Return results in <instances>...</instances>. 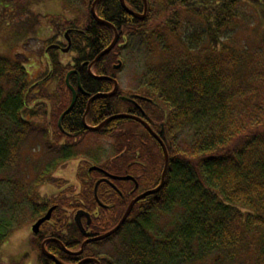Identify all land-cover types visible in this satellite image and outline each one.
Wrapping results in <instances>:
<instances>
[{
  "label": "trees",
  "instance_id": "trees-1",
  "mask_svg": "<svg viewBox=\"0 0 264 264\" xmlns=\"http://www.w3.org/2000/svg\"><path fill=\"white\" fill-rule=\"evenodd\" d=\"M142 1L136 0L138 10ZM174 1L178 8L173 7L164 19L168 50L160 55L155 74L149 73L137 89L143 95L137 100L144 117L168 152L164 183L138 200L118 230L95 242L96 247L123 231L128 240H122L119 264H264V0L169 2ZM247 4L262 7L257 11L263 16L258 23L262 31L256 39H245L238 32L253 23L254 13L247 15L243 9ZM95 8L117 30L123 16L132 33L152 36L154 32L144 25L148 16L138 20L123 14L119 0H98ZM86 19L89 33L80 37L89 40V49L73 44L75 67L93 60L113 37L112 28L95 20L90 9ZM76 20L71 27H76ZM111 50L95 63L97 74L106 73L99 62ZM50 66L53 77L65 75L66 67L55 56ZM79 71L90 81H83L87 92L103 90L102 79L95 80L83 68ZM65 84V93L52 107L56 96L50 90H57V84L53 89L36 85L32 90L24 62L0 55V244L26 219L36 220L51 206V222L57 228L71 230V213L83 207L92 216L91 232H96L91 235L104 233L118 223L132 198L160 182L163 151L146 129L131 118L86 129L80 122L86 100L77 99L61 120L63 130L73 137L86 132L113 136L120 154L99 166L134 179L116 180L114 187L100 183L95 197L96 174L80 171L82 195L74 204L66 197L71 186L46 199L39 195V187L54 180L57 165L74 157L70 145L55 144L63 138L56 121L70 103ZM109 99L92 101L86 114L90 124L132 108ZM31 139L42 146L44 156L29 174L19 163L21 149ZM169 212L178 213L175 226L156 231V216ZM44 232L45 228L40 235ZM93 251L86 248L87 255ZM98 254L100 264H118L113 256ZM39 255L42 264H54Z\"/></svg>",
  "mask_w": 264,
  "mask_h": 264
},
{
  "label": "rangeland",
  "instance_id": "rangeland-1",
  "mask_svg": "<svg viewBox=\"0 0 264 264\" xmlns=\"http://www.w3.org/2000/svg\"><path fill=\"white\" fill-rule=\"evenodd\" d=\"M169 1L171 0H147L149 12L147 15L148 20L144 25L148 28V31L154 30L152 36L137 35V33H132V30L128 31V44L124 47H113L110 56L104 60V69L107 74L110 73L116 76L119 89L123 93L138 89L139 84L148 80L149 73L155 74L153 71L160 60V55L164 54V50H168L164 19L166 14L171 15L173 7L178 8V4L175 1L171 4ZM196 1L198 2V0ZM206 1L211 2V0ZM216 1L220 0H213V2ZM191 4L196 5L194 0L189 1V5ZM257 7L256 9L250 4L243 7L248 12H245L247 15L250 12L254 13V16L252 15L253 17H251L253 20L252 25H246L238 31L245 39H256L258 33L262 31V27L258 23L262 24L263 16L257 12L262 7L261 5ZM89 9V0H0V55L24 62L29 82L33 87L32 90H35L36 83V87L47 89L50 84L54 86L57 84V90H50L56 96V100L51 102L52 107H55L57 102L59 103L60 100H57L60 99V95L65 93L62 85L66 79V74L72 68V62L77 57V54L75 51L60 52L49 45L56 41L66 42L63 33L74 22V19H77L75 26L82 29L87 20L86 14ZM189 21L190 23L194 22L192 19ZM254 24H256L255 27L253 26ZM174 41L170 37L169 42L173 43ZM54 56L63 65V68L66 67L64 76H52L50 64ZM117 64H120V66L115 68L114 65ZM37 80L38 82H36ZM65 89H67L66 85ZM56 122L58 123V119ZM78 138L77 141L67 139L63 141V143H66L64 145L71 146L68 149H71L74 157L59 163L52 172L54 180L39 187L38 192L42 198L46 199L56 196L63 190L70 189L71 186L72 190L70 189L71 192L67 193L66 197L69 198V204H74L73 200L79 199L80 195H82L83 181L79 175L80 171L84 174L91 165H100L105 160L112 161L120 154L116 151L117 140L113 136L86 132L84 135L78 136ZM36 143L31 139L21 149L22 156L19 164L29 174L33 172L32 165L34 163L37 165V161L39 159L42 160L44 156L42 146H35ZM55 144L59 146L60 143L55 142ZM57 146L52 149L56 150ZM77 162L80 165L79 170H76ZM76 171H78V175ZM1 177L0 179H2ZM79 179L82 182L81 186L78 185ZM177 215L178 213L169 212L156 216V231L160 229L168 231L175 226ZM32 221L30 218L26 219L20 227L16 228L8 236L3 248L0 250V260L8 263L14 259V261L20 260L22 264H29L28 261L30 259L32 264H37L33 257L34 253L28 251ZM126 237L127 234L122 231L103 244L97 245L96 251L100 255L102 252V255L113 256L114 260L116 259L119 264L121 258L118 253L121 249L122 240H128ZM24 256L26 257L24 258Z\"/></svg>",
  "mask_w": 264,
  "mask_h": 264
},
{
  "label": "flooded vegetation",
  "instance_id": "flooded-vegetation-1",
  "mask_svg": "<svg viewBox=\"0 0 264 264\" xmlns=\"http://www.w3.org/2000/svg\"><path fill=\"white\" fill-rule=\"evenodd\" d=\"M93 1L94 0H92V2ZM97 3H98V1L95 3L94 10L96 9L95 7L97 6ZM124 3H125L126 7L129 10H131V11H133L135 13H139V14L143 13L144 0L142 1L143 7L141 8V10L140 9L138 10V7H136V4H135L136 0H124ZM119 4H120V0H119ZM120 7L122 9V13L123 14L128 15V16H133V15L127 13V11L121 6V4H120ZM90 8H91V5H90ZM148 12H149V5H148V2L146 0L145 16L143 18H137L135 16H133V17H135L138 20H143V19H145L147 17ZM90 14H91V11H90ZM95 14L97 15L96 10H95ZM91 16H92V14H91ZM122 18H123V16H121L119 18V20H118L119 21L118 30L115 27V29H116V31L118 33V39H117V42H116L115 46H123L124 47L126 44H128V42H127V33L129 31V27L127 26L126 20L124 18H123V21L125 23H123ZM112 31H113V29H112ZM87 33H89V26H87L86 24L82 27V29L78 28V27L69 26L68 29L66 30V32L63 33V37H64L66 42L63 43V42L56 41L54 43H50L49 46L51 48H53V49H56V50H58L60 52H63L62 49L66 48L67 46H69V49L67 51H73L72 50L73 44L74 43L75 44L81 43L82 47H86V49H89L88 48V46H89L88 41L89 40H82L81 39V37L88 36ZM113 37H114V31H113ZM113 37H112V39H113ZM75 59H76V57L74 58V61L72 62V65H71L72 68L68 71V72H70L69 76L67 77V80L65 79V81H64L66 83L65 85H66V87L68 89V92H69V100L70 101H71V98H72V91H71L69 86H71L75 90V101H74V103L76 102L77 99H79V100H84L85 99L86 100V105H87V102H88L90 97H92L95 94L102 93L103 95L96 96L94 99L99 98V97L110 98L109 99L110 100L109 103H115V104H117L120 101L127 102V103L132 105V108L129 109L130 111L118 112V113H126V114H130V115L138 116L141 119L146 121V119L144 117L145 113H144V111L142 109L141 104L137 100V99H141L143 95L137 93V89H135L134 91H131V92L123 93V91L121 89H119V83H118V79L116 78V76L114 74H110V73L107 74L106 70L104 69V67H103L104 60H101L99 62V68H101L102 71H104L106 73L105 74H97L96 71H95V66L94 65H95V63H98L100 58L94 64H92L91 67H89V63L92 60L91 61H83V62L80 63V67H75ZM79 68H83V70L86 71V73L90 77L94 78L95 80H96V78L93 77L91 74H94V75H97V76H105L106 78H102V80L106 84L104 87H102L103 90H97V91H94V93L89 92V91L87 92L82 86L83 85V81H85L84 82L85 84H86V82H90V81L86 80V77L81 74V72L79 71ZM97 80H100V79H97ZM36 82H38V80ZM36 85H37V83H36ZM49 86H50L49 87L50 89H52V86L54 87V85H52V84H50ZM123 98H125V99H123ZM92 101H91V103H92ZM91 103H90V106H91ZM118 113H115V114H118ZM111 115H113V114H111ZM82 116H83V114H82ZM82 116H81L80 122H81L82 127H85L83 122H82ZM108 116H110V115H108ZM107 117H104L102 119V121L105 118H107ZM102 121H100L99 123H101ZM109 121H111V120H109ZM108 122H106V123H108ZM85 123H86V125H89V126H96V125L99 124V123L96 124V125L90 124L88 119H87V115L85 116ZM57 125H58V123H57ZM60 125H61V121H60ZM59 128L62 131V135H63V138L60 139L59 143H63V141H65L66 139L67 140H76V141L79 139L78 137H73L72 136L73 134L64 131L62 127H59ZM92 167H97V168L95 169V168H92ZM79 169H80V165L77 162L76 170H79ZM87 173L96 174L95 176L97 178L94 181V186H95V183L98 180H100L98 185L100 183L105 182V183H108V184H110L111 186L114 187V182L116 180H119V179H113V178L109 177L107 174H111V175H115V176H124V175L114 174V173L108 172L105 169L101 168L99 165H91L87 169ZM76 174L78 175V171H76ZM105 179H107L108 181L105 180ZM78 185L79 186L82 185V182H81L80 179H79ZM102 206H104V205H102ZM78 210H83L84 212H87L88 215H89V220H88V218L85 215L81 216V225L84 228L85 234H83L81 232V230L79 229V227H78V225H77V223L75 221V217L74 216H75L76 211H78ZM51 215H52V213H51ZM36 220H33L31 225H30L31 237H30V241H29V250L28 251L34 253L33 257H34V260L37 262V264H42L41 256L39 255V252H41L43 254V252L41 250L42 243H44V248L46 249V251L48 253L52 254L62 264H91V263L92 264L93 263L94 264H100V263H98V259H101V257H98L99 254L96 251V243L95 242H97V241H90V242L86 243L83 246L82 250H80L81 249V244H82L83 241H85L88 238L100 235V234L91 235L92 233H95L96 231L91 232L90 225L92 223V216L85 208L78 207L73 213H71V218L69 219L71 230L72 231H78V233H79L78 235L75 234V233H74L75 235L68 233L67 231H71V230H67V228H64V227L57 228L56 227L57 225H55V224H53V222H51V216H50L49 220L43 222L44 224L42 223L39 226L38 233L35 234V233L32 232L31 226L33 225V223ZM43 228H45L46 232H44L42 235H40V231H42ZM54 230L58 231V233H56ZM79 241H80L79 247L71 248L74 245H76ZM5 242L6 241L4 240V242L0 244V250L3 248V245L5 244ZM36 243H37L38 247L36 246ZM88 247H91V248L94 249V251L92 252L91 255H87L86 254V248H88ZM78 250H80V252L77 253V254L70 253V252H77ZM26 253L29 254L28 252H26ZM27 254H25V255H27ZM44 256H45V258L50 259L54 264H56L53 261V259H51L50 257H48L45 254H44ZM25 257L26 256H24V258ZM28 263L32 264L30 262V259H29ZM0 264H22V262H20V260H15L14 261V259H12L8 263H5L4 261L0 260Z\"/></svg>",
  "mask_w": 264,
  "mask_h": 264
},
{
  "label": "water",
  "instance_id": "water-1",
  "mask_svg": "<svg viewBox=\"0 0 264 264\" xmlns=\"http://www.w3.org/2000/svg\"><path fill=\"white\" fill-rule=\"evenodd\" d=\"M98 0H94L91 4V8H90V11H91V14L93 16L94 19H96L98 22L100 23H103L109 27H111L114 31V37L112 39V41L109 43V45H107L104 49H102L97 55L96 57L89 63V67H91L92 64H94L101 56H103L104 54H107L116 44L117 42V39H118V33L115 29V27L108 21H105L101 18H99L96 14H95V10H94V6H95V3L97 2ZM120 4L121 6L127 11V13L137 17V18H143L145 16V12H146V0H144V10H143V13L139 14V13H135L131 10H129L125 3H124V0H120ZM69 49V46H67L66 48L62 49L63 52H66L67 50ZM120 66V64H117L115 65V68H118ZM69 73H67L66 75V80H67V77L69 76ZM91 74V73H90ZM93 77L97 78V79H102V78H106L105 76H97V75H94V74H91ZM71 91H72V98H71V101L68 105V107L61 113V115L59 116L58 118V126L60 127V121L61 119L63 118V116L69 112L73 105H74V101H75V90L69 86ZM99 95H103L102 93H98V94H95L93 95L92 97L89 98L88 102H87V105H86V108H85V111L83 113V116H82V122L85 126V128L87 129H91V130H98L99 128H101L106 122H108L109 120H112V119H116V118H131V119H134L136 121H138L145 129L146 131L159 143V145L161 146L162 148V151H163V155H164V165H163V169H162V172H161V176H160V182L159 184L154 187V188H151V189H148V190H145L143 191L142 193L136 195L134 198H132L123 215L121 216L120 220L118 221V223L110 230L100 234V235H97L95 237H91V238H88L86 239L85 241L82 242L81 244V249L83 248V246L90 242V241H98V240H101V239H104L106 237H108L109 235L113 234L114 232H116L118 230V228L121 226V224L125 221V219L128 217L133 205L138 201L140 200L141 198L147 196V195H150V194H153L155 192H157L162 186H163V183H164V178H165V174H166V171H167V167H168V161H169V156H168V152H167V149H166V146L164 144V142L160 139V137L158 136V134L151 128V126L143 119H141L140 117L138 116H134V115H130V114H126V113H118V114H113V115H110L108 116L107 118H105L101 123H99L98 125L96 126H89V125H86L85 123V116L89 110V107H90V103L91 101L96 97V96H99ZM125 99V98H123ZM92 168H97V167H92ZM109 177L113 178V179H134L132 176L130 175H124V176H115V175H111V174H107ZM107 180V179H105ZM100 180H98L96 183H95V186H94V195L96 197V189H97V186H98V183H99ZM108 181V180H107ZM54 207H50L46 213L44 215H42L41 217H39L34 223L33 225L31 226V230L33 233H38V230H39V226L50 219V216H51V213L53 211ZM82 215H85L88 220H89V215L87 212H84L83 210H78L76 211L75 213V221L79 227V229L81 230V232L83 234H85L84 232V228L82 227L81 225V216ZM41 250L43 252V254L47 255L48 257H50L51 259H53V261L56 263V264H62L61 262H59L52 254L48 253L46 251V249L44 248V243H42V246H41ZM80 250H78L77 252H70L72 254H77L80 252ZM69 252V251H68ZM99 263V262H98Z\"/></svg>",
  "mask_w": 264,
  "mask_h": 264
}]
</instances>
